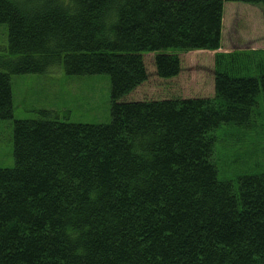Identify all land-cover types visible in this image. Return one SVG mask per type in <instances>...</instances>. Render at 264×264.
Wrapping results in <instances>:
<instances>
[{"label":"trees","instance_id":"16d2710c","mask_svg":"<svg viewBox=\"0 0 264 264\" xmlns=\"http://www.w3.org/2000/svg\"><path fill=\"white\" fill-rule=\"evenodd\" d=\"M226 1L264 21V0H0V119L11 75L57 63L107 74L111 105L102 124L13 121L0 264H264V173L215 165L214 132L252 130L264 100V48L220 50Z\"/></svg>","mask_w":264,"mask_h":264},{"label":"rangeland","instance_id":"374dc122","mask_svg":"<svg viewBox=\"0 0 264 264\" xmlns=\"http://www.w3.org/2000/svg\"><path fill=\"white\" fill-rule=\"evenodd\" d=\"M224 4L222 51L264 48L261 5L241 1H226ZM7 37V25L1 23L0 45L7 44ZM10 77L13 114L12 118L0 119V167L15 164L12 126L16 119H37L40 110H49L51 118L67 122L102 124L110 120V84L105 73L67 75L61 63H57L48 66L44 72H26ZM198 77L210 80L205 72H200ZM256 99L258 114L253 119L252 130L221 125L214 132L217 137L215 159L218 157L215 165L220 180H234L244 173H264V100L261 91Z\"/></svg>","mask_w":264,"mask_h":264},{"label":"crops","instance_id":"0c3cea01","mask_svg":"<svg viewBox=\"0 0 264 264\" xmlns=\"http://www.w3.org/2000/svg\"><path fill=\"white\" fill-rule=\"evenodd\" d=\"M220 50H222V47H221V49Z\"/></svg>","mask_w":264,"mask_h":264}]
</instances>
